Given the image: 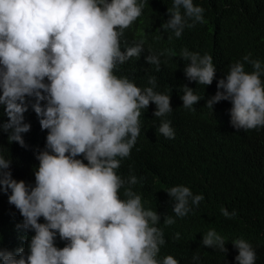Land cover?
Listing matches in <instances>:
<instances>
[{
    "label": "clouds",
    "instance_id": "obj_1",
    "mask_svg": "<svg viewBox=\"0 0 264 264\" xmlns=\"http://www.w3.org/2000/svg\"><path fill=\"white\" fill-rule=\"evenodd\" d=\"M144 6V0H0V106L7 116L0 131L8 133L9 143L25 147L22 134L30 131L24 122L26 98L34 99L31 108L41 130H47L45 149L35 157L34 186L12 179L11 161L0 156V191L10 192L8 203L21 215L11 222L13 250L0 247V264L181 263L175 256L187 238L165 232L157 212L143 207L132 188L136 176L125 180L116 172L140 135L141 110L154 104L157 118L172 111L170 95L154 91L155 76L147 87L114 74L118 65L144 51L143 40L123 51L120 44ZM167 12L170 19L161 29L177 38L185 27L205 22L204 9L193 0H173ZM161 55L149 54L145 61L159 71ZM180 56L188 61L184 75L189 82L212 84L216 68L210 56L187 49ZM243 61L253 71L245 72L244 63L232 64L205 103L212 110L221 101L230 102V124L237 131L264 126V67L250 56ZM181 88L182 107L194 110L202 98L192 88ZM158 132L175 138L170 121H162ZM166 194L176 217L192 211L190 202L198 206L204 200L185 186H173ZM221 213L236 215L223 208ZM41 218L44 223L38 222ZM163 222L167 226L175 220L164 216ZM57 236L66 243L57 245ZM201 243L227 253L215 230ZM163 245L172 256L160 259ZM232 245L236 264H254L256 254L248 242L238 239Z\"/></svg>",
    "mask_w": 264,
    "mask_h": 264
},
{
    "label": "trees",
    "instance_id": "obj_2",
    "mask_svg": "<svg viewBox=\"0 0 264 264\" xmlns=\"http://www.w3.org/2000/svg\"><path fill=\"white\" fill-rule=\"evenodd\" d=\"M144 3L142 14L124 30L120 40L122 51L143 40L144 51L139 58L118 65L114 74L147 87L151 86L148 78L155 76L154 91L170 95L172 111L157 118L153 116L154 104L141 110L140 135L116 172L125 180L130 175L136 176L138 183L132 188L141 195L143 207L157 212L165 232L180 233L187 238L181 255L175 256L178 263L236 264L238 252L232 241L242 239L255 251L254 264H264V126L237 131L230 124V102L221 101L212 110L205 106L217 92V81L232 64L244 63L245 72L251 73V64L243 61V57L250 56L264 67V0H193L194 6L204 9L205 22L185 27L179 38L161 29V24L170 19L167 9L172 7L173 0H144ZM183 11L181 8L182 14ZM182 49L212 58L216 73L210 86L185 78L188 61L181 58ZM160 53L164 55L160 56L157 71L154 69L157 66L147 64L145 57ZM261 80L264 83V76ZM182 86L194 89V94L202 98L193 106L194 110L182 107ZM34 102L33 98H26L28 111L24 113V122L30 125V131L22 134L25 147L9 143L8 133L0 131V156L11 161L12 179L23 181L26 186L35 185L34 171L39 163L35 157L45 149L47 136V130H41L39 118L31 108ZM162 121H170L174 139L158 132ZM2 123H7V116L0 106ZM173 186L188 187L194 196L202 195L204 200L198 206L190 202L192 211L185 217H176L173 201L166 194ZM123 192L122 188L121 198H125ZM8 195L10 192L0 191V247L6 244L8 251H12L15 239L11 222L15 215H21L8 203ZM222 208L229 213L235 211L236 215L226 218ZM164 216L172 217L175 223L166 226ZM38 222L44 223L43 218ZM209 230L224 238L226 254L202 246V237ZM63 242L66 243L57 236L56 244ZM160 255L163 259L172 256V252L163 245ZM193 256L199 259L193 260Z\"/></svg>",
    "mask_w": 264,
    "mask_h": 264
}]
</instances>
